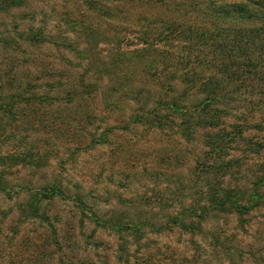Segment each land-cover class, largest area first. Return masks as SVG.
<instances>
[{"label": "rangeland", "instance_id": "1", "mask_svg": "<svg viewBox=\"0 0 264 264\" xmlns=\"http://www.w3.org/2000/svg\"><path fill=\"white\" fill-rule=\"evenodd\" d=\"M15 1L0 0V264H264L263 202L245 204L264 196V72L241 68L264 62V36L162 38L214 33L241 0ZM261 1L226 25L263 28ZM210 74L213 99L196 89ZM162 88L186 119L133 124ZM233 189L248 210L209 206Z\"/></svg>", "mask_w": 264, "mask_h": 264}, {"label": "trees", "instance_id": "2", "mask_svg": "<svg viewBox=\"0 0 264 264\" xmlns=\"http://www.w3.org/2000/svg\"><path fill=\"white\" fill-rule=\"evenodd\" d=\"M254 1V0H253ZM263 2L261 0H255V3H250L249 0H241V6H237L235 8L234 11V17L233 18H228L229 15H227L229 12L227 10H224V15L222 17H214L213 19L216 20L217 22H221L222 26H217L219 30H216L214 33H208L203 29H198L195 30L192 27H186L184 22L181 23H176V24H169L168 28H172L171 30H168L169 33L167 34L168 37H162L164 40L172 38L173 40L176 39H181V40H189V39H193L195 41L197 40H211L213 42V40L215 39V36H218L221 39H234L236 40L235 44L237 45V43L239 42L243 47H247L250 45L254 44V39H257L259 36H264V27L263 28H254L252 27L249 30H235L234 28H231L230 26L226 25V23H233L238 19H249L252 15V13H261V11H251L249 9L250 4L253 5H257L256 2ZM10 3L12 4H16L15 0H9ZM263 14V13H261ZM227 15V17H226ZM245 38H244V37ZM245 39V40H244ZM162 40V39H160ZM229 41V40H228ZM238 41V42H237ZM264 42V39L262 40V43ZM223 49V48H222ZM240 49V47L238 48ZM261 54V53H260ZM251 58L253 57H247V56H242V60L243 62L241 63V68L243 73H248L249 75H255L256 73H260L262 74L264 72V62L259 65L258 60L257 61H252ZM191 61V59L189 58L187 60V63ZM198 62V57H194L193 59V63ZM192 62V61H191ZM220 68L219 70L216 71V73H224V72H228L229 71V63L225 62H221L219 64ZM184 71V70H181ZM186 74L179 72L178 73V80L179 82H182L184 80H186L187 78V82L191 83V79H189V73L185 72ZM215 73V74H216ZM207 76V75H206ZM202 77V79L200 80L201 84L196 86V89H198V91H200L201 89H205L208 85H212L213 83H216V81L213 79L212 75L210 74L209 77ZM173 80L175 79V75L172 74V78H170V82L171 84L173 83ZM168 86H171L170 84H168ZM193 88V87H191ZM153 90L155 88H152ZM160 90V96L156 93H153L151 90L147 91V97H146V101L143 109L144 115H132V119L131 122L135 125H145V126H149L150 128L153 129H158L161 130V118L163 116L160 117V115L162 114V112L167 111L169 114L172 115H178L181 117L183 116V119H186V117L188 116V113H183L180 111V106L177 104L178 101L172 96V95H168L166 91H168V89H158ZM190 88L188 89L189 92ZM222 93V88L220 90L217 91V89H215V85L213 84V89H211L210 94H211V99L214 98V96L216 94ZM155 94V96H154ZM154 96V97H153ZM208 97V99L210 98ZM208 99L204 100V102L208 103ZM150 100H153V106L148 109L146 107L147 103L150 102ZM200 106L197 108L198 111L196 112H200L203 114V116H206V112H204V110H206L207 105L206 104H201L199 103ZM202 105V106H201ZM186 111V110H185ZM214 113V111H213ZM183 114V115H181ZM198 114V113H197ZM212 116H214V114H212ZM144 117V119L142 118ZM167 118V117H166ZM182 119V120H183ZM185 124L184 121H182L181 125ZM183 128V129H182ZM178 130L180 135H183L185 137H189L188 132L184 130L183 125L182 126H178ZM218 149V147L213 148L214 151H216ZM242 190V189H241ZM243 191V190H242ZM57 194V193H55ZM242 192H241V197H240V193L238 192V190L233 189V190H227V191H221V194H217V192L215 190H213L210 194V198H209V206L215 210H222L223 212L228 208V209H234L237 213H241L240 211L243 210H248L246 209L244 206L239 205V202L241 199V204L243 202V196H242ZM253 198L257 201V202H263L262 205L264 206V196L258 195L257 194V190H254L252 198L250 200L247 199V201H245V204L248 205L247 203H250L253 201ZM252 200V201H251ZM77 207H85L82 200H78L77 203H75ZM241 208V210L239 209ZM245 208V209H244ZM249 208V207H248ZM86 210V209H85ZM84 209L82 210L81 213H84L85 211ZM118 227L116 229V232L119 231Z\"/></svg>", "mask_w": 264, "mask_h": 264}]
</instances>
